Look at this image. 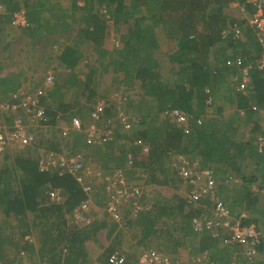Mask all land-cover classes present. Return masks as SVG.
I'll return each mask as SVG.
<instances>
[{
  "label": "trees",
  "instance_id": "16d2710c",
  "mask_svg": "<svg viewBox=\"0 0 264 264\" xmlns=\"http://www.w3.org/2000/svg\"><path fill=\"white\" fill-rule=\"evenodd\" d=\"M22 9L27 26L15 27L14 14ZM260 9L264 20V0L260 5L251 0H0V97L16 93L28 78L17 64L25 60L30 65L34 60V69L26 67L38 74L52 65L46 49L56 44L61 48L54 85L48 88V99L43 98L52 137L34 127L37 134L29 144L11 143L0 160V259L14 247L52 264H109L111 254L125 245L131 250V240H138L137 247L146 249L155 242L157 251L176 260L196 235H201L200 247L216 255L214 260L226 259L225 251L217 252L218 242L193 224L202 214L214 221L216 204L205 198L201 201L205 211L191 206L186 194L195 186L189 184L191 178L178 174L214 170L218 202L235 217L247 213V223L260 226L264 221V194L252 190L259 181L248 178L236 163L264 158L256 145L264 131L255 115L256 108L264 109V71L258 69L264 58V30L250 23ZM57 36L63 41L54 40ZM90 49L97 56L93 64L85 55ZM30 52L25 58L24 53ZM83 63L85 80L77 73ZM58 68L64 71L57 73ZM244 70L248 84L237 90L233 80L238 75L244 81ZM103 77L114 90L122 88V107L112 105L109 95L100 92ZM222 90L225 100L216 108L215 92ZM97 107L96 127L104 128L109 121L113 125V136L101 146L87 142L90 115ZM210 107L216 108L207 112L215 121L201 119ZM176 109L191 119L189 133L172 123L171 112ZM228 109L236 110V116L224 122V130L216 122ZM120 114L129 117L130 130ZM73 117L80 119L83 130L61 137L57 123L68 124ZM4 118V131H12L15 116ZM138 140L147 152L143 144H136ZM64 149L82 154L105 173L121 170L133 183L143 179L150 188L141 197V211L126 206L123 224L115 222L103 212L108 199L105 185L89 180L93 222L85 227L72 224L68 217L89 196L74 176L39 167L41 151L61 155ZM231 175L239 179H227ZM207 185L206 180L200 184ZM230 185L235 189L228 190ZM53 189L63 192V204L50 202ZM17 231L37 234L38 247L23 240L17 244ZM261 247L256 264H264V242ZM128 256L124 264L134 260V255Z\"/></svg>",
  "mask_w": 264,
  "mask_h": 264
},
{
  "label": "built area",
  "instance_id": "2783aa9c",
  "mask_svg": "<svg viewBox=\"0 0 264 264\" xmlns=\"http://www.w3.org/2000/svg\"><path fill=\"white\" fill-rule=\"evenodd\" d=\"M254 4H259L262 0H251ZM263 13L260 9L257 15L251 19L250 23L256 25L258 28L264 30V20L262 19ZM13 25L15 27H24L26 23V15L24 11H20L14 14ZM258 69L264 71V58L258 64ZM244 83L248 81V70H244ZM52 75L47 76L45 85L52 86ZM46 86V87H47ZM22 94L13 95V102L0 101V160L3 158L4 151L11 144L18 146L29 144L32 137L37 133L34 131V127L39 128L43 133L52 131L50 126H47V117L45 109L41 106L40 98L36 95H30L28 93L21 92ZM12 101V100H11ZM100 108L94 112H91V122H93L87 130V142L101 146L107 141H110L113 136V125L109 121L110 127L107 124L104 128H98L95 122L99 120ZM12 114L15 116L12 131L6 132L4 115ZM20 114V115H19ZM22 115V116H21ZM21 116V117H20ZM121 122L126 130H130L132 124L129 117L126 114H120ZM179 123H185L186 118L180 116ZM27 123V124H25ZM82 122L78 117H73L70 123H57V129H60V136L67 138L72 131H82ZM30 129V130H29ZM30 131V133H29ZM33 132V135H32ZM137 145H142V141L138 140ZM143 146V145H142ZM144 151H148V148L143 146ZM259 152H264V138H261L258 143ZM39 167L41 171H58L61 174H70L75 177L76 181L83 187L84 192L89 196L88 199L81 203L69 219L72 224L79 227L89 226L93 222L91 217V195L93 193V187L90 181H94L97 185H105V194L107 196V202L105 211L110 217L117 223L123 224V210L126 206H132L136 212L141 211L142 206L140 200L143 192L146 191V185L144 180L141 179L138 182H129L124 172L121 170L105 173L97 164L86 160L82 154H57L55 152H47L39 159ZM184 178H191L189 184L195 186V189H191L186 198L191 206L197 209L200 202L205 198H210V201L216 204L214 211L215 220L209 221L208 219L196 218L193 220L195 229L198 232L205 230L210 231L213 236H218L221 229L226 230L228 234V242L238 244L242 250V255L245 256V261L242 264H256L260 256V246L262 244V234L258 227L253 223H247L246 214H242L240 217H235L232 213L226 209L222 204L218 202L215 194V184L213 181V174L208 170H204L202 173L197 171L183 172ZM145 176L141 177L144 178ZM203 180L208 182L206 187L200 186ZM99 183H97V182ZM254 192L264 194V184L252 186ZM49 200L53 204L61 205L65 201L63 192L59 189H53L49 191ZM26 239L31 240L29 236ZM22 261L13 264H38L32 263L26 259L25 253H22ZM208 255H200L192 259L183 261L173 260L169 256L157 250H151L142 255L139 260V264H219L208 260ZM110 264H124V255L116 251L110 255ZM52 264V263H43ZM224 264V263H220ZM225 264H240L235 260L231 263Z\"/></svg>",
  "mask_w": 264,
  "mask_h": 264
},
{
  "label": "crops",
  "instance_id": "0c3cea01",
  "mask_svg": "<svg viewBox=\"0 0 264 264\" xmlns=\"http://www.w3.org/2000/svg\"><path fill=\"white\" fill-rule=\"evenodd\" d=\"M21 11H24V10L22 9ZM60 70L64 71L63 69H60ZM53 72H48L46 74V76L52 75L51 76L53 78L52 86L54 85V82H55L54 76L52 74ZM231 77H232V75L228 76V79L230 81H231ZM35 78H36V76L34 78H33V76H31V77H28L27 79H23L24 81L22 83V86L19 88V90L15 94H22L21 92H24V93L36 95L37 97L40 98L41 106L43 108H45V105L43 104V98L47 97L46 99H48V97H49L48 94H50V89H48V88H51L52 86L50 87V86L45 85L46 79L44 81H42V83H39V81L36 80ZM237 78H238V75H236L234 80H233V82L235 81L236 84H234L233 82H231V83H233L235 85V88L237 90H240V88H241V90H243L247 86L248 83H244L243 76L241 78H239V79H237ZM35 84L36 85L38 84V85L36 86ZM225 92H226L225 90L215 92V96L217 98V103H218L216 108L219 107V106H223L222 104L224 103L225 95H226ZM216 108H214V110ZM256 109H257L256 112H255L256 119H258L259 124L261 125L260 130L264 131V109H260V108H256ZM235 111L234 110H230V109L224 111L222 119H221L220 114H219V117H217V118H219L220 121L216 122L218 124V126L220 128H222V129H224V130H227V127L225 126L224 122L231 121V118L233 116H236V112ZM205 112H206V114L200 116L201 119L207 117L208 118L207 120L215 121V119L213 118L214 115H212V113H211V116H210V114L207 113V110ZM182 114L186 118L187 127H189V121L191 119H189V117H187L182 111H180L178 109L173 110L171 112L172 123H176L175 119L179 115H182ZM261 137H264V136H260L259 138H261ZM244 139L247 140V138H244ZM257 142H258V140H257ZM257 142H256V145H257V148H258V143ZM67 153H69V152H65L64 151V154H67ZM240 160L241 159H239V162L237 160L236 163H240L242 165L241 166L242 173L245 174L248 178H255L256 181H259L258 182L259 185L260 184H264V158H263V161H258V160L250 161V160H243V159L241 161ZM206 169H209V168H206ZM229 170H230V172H229V174H230L231 173V169L229 168ZM227 179H230L231 181H236V179H239V178L232 177V175H231V176H228ZM216 182H217V180H216ZM237 182H239V181H237ZM232 183L235 184L234 182H232ZM220 184L221 183H219V182H217V184H216V188H218V190H219V185ZM225 184H226V182H225ZM177 189L180 190L179 188H177ZM232 189H235V188L233 187V185H230L228 190L231 191ZM260 206H261V203H260ZM256 207L259 208V204H257ZM103 212H105L104 209H103ZM125 212H124V214H125ZM242 214H246L248 216V218H249V215L247 213L243 212L240 215H242ZM1 217L2 216L0 215V219H1ZM263 220H264V218H263ZM12 224L14 225L13 222H12ZM263 226H264V221L261 220V223H260L259 227L262 229V231L264 233V227ZM27 232L28 231H23V232L17 231L15 233V237H14L16 239V243L20 244L21 240H23L25 242H28V244L34 245L37 248L38 247L39 237L37 236V234H34V232L33 233H27ZM205 234L209 235L211 239L216 240V242H218L217 247L219 249H217V252L221 253V250L225 251V252H223L222 257L226 256V259L214 260L212 258V261L214 260L216 262H229V261L231 262V261L235 260L237 263H240V264L243 263L244 259L242 257V250H241L240 246L239 245H232V244H230L228 242V235H227V232L225 230L221 229L219 231V235L218 236H213V234L210 231H206ZM27 236H29L31 238V240L26 239ZM192 238H194V240L191 241L190 244H187L185 248L184 247L181 248L180 251L176 254L177 257H175V258L181 259V260H187V259L193 258V257H195V256H197L199 254H203L205 252H208L206 249H202L200 247L201 235H196V236H193ZM137 243H138V240H131V246L133 247V248L130 247L131 250L128 249V247H129L128 245L127 246L125 245L122 250H119L124 255V257L126 256V258H127V255H129L128 257L134 255V260L131 261V262H128V260H127L126 264H138L139 260H140V258L142 257L143 254H145V253H147V252H149L151 250H157V247H158V244L153 242L151 244H148L150 247L148 246L146 249H144V248L137 247ZM171 246L175 247V244H172ZM170 251L171 250L169 249L167 253H170ZM22 253H25L26 259L29 260L32 263H38V264L49 263L48 261L44 262V261H41V260L40 261L37 260L36 255L30 257V254L27 253V251H25V250H21L19 248L11 247V248L6 250V252H5L6 256H4V259H0V264H5L6 260H8V259H10V260L15 259L10 264L21 262L22 259H23L22 258ZM210 255H211V253H210ZM214 256H216V255H214ZM214 256H211V257H214ZM109 258H108V263L110 264ZM232 258H233V260H232Z\"/></svg>",
  "mask_w": 264,
  "mask_h": 264
},
{
  "label": "rangeland",
  "instance_id": "374dc122",
  "mask_svg": "<svg viewBox=\"0 0 264 264\" xmlns=\"http://www.w3.org/2000/svg\"><path fill=\"white\" fill-rule=\"evenodd\" d=\"M83 4V2L81 1L80 2V5H82ZM25 26H27V25H25ZM113 28H112V30H111V33H112V37H111V40L112 39H114V32H113ZM109 39H110V37H109ZM54 40H56V41H60L59 39H58V36L57 37H54ZM110 40V41H111ZM63 41V39H61V41L60 42H62ZM110 43V42H109ZM41 47H45L44 46V44H43V46H41ZM24 49H32L31 48V46H24L23 47ZM42 48V49H43ZM162 49L165 51L166 49H167V47L165 46V45H163L162 46ZM47 50V52H48V54L50 55V56H52L53 57V61H52V65L46 70V71H44V70H38V74H36V73H34V75H33V72H31V71H29V70H27V65H29V64H27V61H23V64H17L19 67H24V73H25V75H28V77H31V76H33V78L36 76V78L35 79H37L39 82L40 81H44L46 78H47V76H46V74L48 73V72H56L54 69H56L59 65H57L58 63H59V61H58V57L61 55V48H60V46H59V44H56L55 46H53V47H51V48H48V49H46ZM84 51H85V49H84ZM32 55V53L30 52V53H24V57L25 58H27V57H30ZM85 55L89 58V63L90 64H93V63H95V59H96V55H94V52H92V49H90L89 50V53H85ZM33 59V58H32ZM37 59H39V58H37ZM34 61V60H33ZM33 61L30 63V67H32L33 69L35 68V64L33 63ZM84 63H85V61H84ZM81 64L80 65V67L77 69V73L78 74H80V77H81V79L82 80H85V78H86V76H85V74H87V71H86V67H84L85 66V64ZM29 71V72H28ZM44 71V72H43ZM28 72V73H27ZM52 73L53 74V76L55 77V73ZM58 72H63L62 70H60V68L59 69H57V73ZM45 73V74H44ZM108 77V76H107ZM107 77L105 78V77H103L104 79H100V81H103V83H100V87L102 88L101 89V93H107L109 96H108V98H107V100H109L110 102H111V104L112 105H115L116 107H122V105H121V97H123L124 95H123V90H122V88H120V89H117V91L116 90H114V88L112 87V85L109 83V81L108 80H105V79H107ZM106 81H108V82H106ZM132 93H133V90H132ZM129 99V98H128ZM214 110V108H212V107H210L209 109H208V111L207 112H212ZM210 116H211V114H210ZM88 123H89V121H88ZM51 133H52V131H50V134L47 132V134H49V136L50 137H52L51 136ZM64 151L65 152H69V150L68 149H64ZM86 153V152H85ZM139 175H143V174H139ZM139 175H138V177H139ZM94 182V181H93ZM97 182V181H96ZM97 183H99V182H97ZM146 192H149L148 190H149V188L150 187H147L146 186ZM180 191H182L183 192V190H180ZM153 196V195H152ZM220 198V197H219ZM264 227V226H263Z\"/></svg>",
  "mask_w": 264,
  "mask_h": 264
},
{
  "label": "clouds",
  "instance_id": "9594fccd",
  "mask_svg": "<svg viewBox=\"0 0 264 264\" xmlns=\"http://www.w3.org/2000/svg\"><path fill=\"white\" fill-rule=\"evenodd\" d=\"M22 12V11H21ZM13 95H15V93L13 94ZM13 95H11L10 97H8V98H4V97H0V101H2V102H7V101H11V100H13ZM30 95H32V94H30ZM45 109V108H44ZM46 114V113H45ZM209 114V113H208ZM180 116H183V117H185L183 114L182 115H179L176 119H175V122H176V124L178 125V126H180V127H182L183 129H184V131L185 132H187V133H189V127H187V121L185 122V123H179L178 122V119H179V117ZM4 120H5V118H4ZM203 121V120H202ZM202 121H198V124H202ZM5 125H6V122H5ZM7 126V125H6ZM9 126H10V124H9ZM49 134H50V132H48ZM49 134H47L46 133V135H48L49 136ZM142 141V140H141ZM144 143V142H143ZM143 146H145L144 144H143ZM146 147V146H145ZM258 152H259V148H258ZM47 152H43V151H41V155H40V158L43 156V155H45ZM259 153H261V152H259ZM68 154V153H67ZM70 154H73V153H71L70 152ZM262 154H264V152L262 153ZM204 170H208V171H210V172H212V174L214 175V172H213V170L212 169H204ZM183 172L184 171H182L181 173L179 172V176L180 177H182V178H184V175H183ZM140 176V178L141 177H143V176H145L144 174L141 176V175H139ZM146 177V176H145ZM144 177V179H146ZM202 203L200 202V205H199V207L197 208L198 210H204L205 211V206H202L201 205ZM241 215H239V216H236V217H240ZM198 218H202V219H208V217H207V214H202L201 216H198ZM249 218H248V216H247V218H246V220H248ZM245 220V221H246ZM247 222V221H246ZM251 224V223H250ZM254 224V223H253ZM256 225V224H255ZM257 226V225H256ZM258 227V229H259V231L261 232V234H262V243L264 242V233H263V231H262V229L259 227V226H257ZM224 230V229H223ZM206 231H208V230H205V231H203V232H206ZM226 231V230H225ZM203 232H200V233H203ZM228 235V234H227ZM230 243V242H229ZM230 244H232V245H238V244H235V243H230ZM262 245V244H261ZM261 246H260V249H259V252H260V250H261ZM205 254H207L208 255V258H212L211 257V255H210V253H208V252H205V253H203V254H199V255H197V256H200V255H205ZM260 255H261V252H260ZM197 256H195V257H197ZM195 257H193V258H195ZM242 257H243V259L245 258V256H243L242 255ZM190 259H192V258H190ZM232 260H233V258H232ZM212 261V260H211ZM234 261V260H233ZM233 261H231V262H233ZM244 261H245V259H244ZM213 262H215V263H231L230 261L229 262H216V261H214L213 260Z\"/></svg>",
  "mask_w": 264,
  "mask_h": 264
}]
</instances>
